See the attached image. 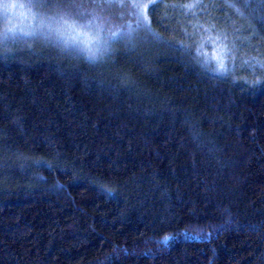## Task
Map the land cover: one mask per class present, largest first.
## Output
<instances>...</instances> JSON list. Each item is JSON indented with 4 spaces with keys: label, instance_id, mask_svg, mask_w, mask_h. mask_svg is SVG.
<instances>
[{
    "label": "trees",
    "instance_id": "16d2710c",
    "mask_svg": "<svg viewBox=\"0 0 264 264\" xmlns=\"http://www.w3.org/2000/svg\"><path fill=\"white\" fill-rule=\"evenodd\" d=\"M144 4L94 59L0 47V264H264V6Z\"/></svg>",
    "mask_w": 264,
    "mask_h": 264
},
{
    "label": "rangeland",
    "instance_id": "374dc122",
    "mask_svg": "<svg viewBox=\"0 0 264 264\" xmlns=\"http://www.w3.org/2000/svg\"><path fill=\"white\" fill-rule=\"evenodd\" d=\"M3 3L24 4L26 6L29 4L27 0H0V33L7 32V35L9 37L3 45H0V47L2 46L4 47L6 46V44H13L16 48H20L23 47V45L27 43L29 39L31 40L36 39L37 41L38 40L44 41L43 44L50 43L49 45L52 47L54 46L68 53L70 52L72 54L79 55L83 58L90 59L87 51H80V49L72 48L71 46L64 47L59 42L49 39L44 34L47 31V29L45 28V31H43V29H41L39 26H36V23L34 22L33 19L34 18L33 7L31 9H29L28 7L12 8L9 9V11L5 14L2 6ZM120 3H124L126 6L119 7ZM134 4H138L140 8L139 9L133 8L132 5ZM95 5L96 6L94 7V3L87 4L84 6V9L88 12H92L93 10H95L97 13H99L101 16L105 18L106 24L104 28L103 37L108 40L107 46L109 45V42H112V40L114 39L108 35L110 32H117L118 36L116 38L119 37L118 39L121 38L124 39L127 38V36L130 37L133 36L132 38H134L135 33L140 30L142 31L144 28L142 22L138 24V18H137L138 12H142V13L144 12V8H145L144 0H117L116 5L112 7L104 6L105 0H101L99 2L95 1ZM48 19L49 18L41 16L37 24L40 25L42 20L47 22ZM8 29H12V31L8 32L7 31ZM30 33H33V35L29 36ZM20 34L25 36L20 37L19 36ZM202 45H204V52L207 53L206 56L208 58H212L218 62H222L223 67L228 72L231 71L233 67L231 65L234 59L233 52L235 54V48L233 47V45L230 48L229 43L227 44V42L223 38L214 37V36H210V39H208V36L206 37V39H204V37L202 38L201 42L199 43L200 53H201V49L203 48ZM105 49L106 48L104 46H101V50H97V48L93 46L92 50L96 53L95 58L99 57V54L100 56H102V53ZM210 61L212 60L210 59ZM222 64H218L219 69L217 70L225 71V69L221 70L223 69Z\"/></svg>",
    "mask_w": 264,
    "mask_h": 264
},
{
    "label": "snow or ice",
    "instance_id": "6c2138e0",
    "mask_svg": "<svg viewBox=\"0 0 264 264\" xmlns=\"http://www.w3.org/2000/svg\"><path fill=\"white\" fill-rule=\"evenodd\" d=\"M250 0H245L249 3ZM94 7L95 0H93ZM117 0H105L106 7L116 5ZM259 3L264 6V0H259ZM3 11L6 14L12 8L28 7H46L48 0H32L27 6L24 4H9L3 3ZM124 3H120L119 7H125ZM153 5H146L145 7H152ZM232 6V5H230ZM133 8L139 9L138 4L132 5ZM189 7H192L189 5ZM56 9L54 16L50 17L47 22L41 21L40 28L47 29L44 33L49 39L59 42L64 47L71 46L78 48L80 51H87L89 58L94 59L96 53L92 50L93 46L97 50H101V46L106 48L108 40L103 37L106 20L103 16L95 10L88 12L84 9L83 4L76 3V0H57L54 5ZM35 18V17H34ZM138 24L147 21L146 16L142 12L137 13ZM11 32L12 29H8ZM112 38L118 36L117 32H110L108 34ZM7 32L0 33V45H3L8 39ZM170 237H164L163 243H167Z\"/></svg>",
    "mask_w": 264,
    "mask_h": 264
}]
</instances>
